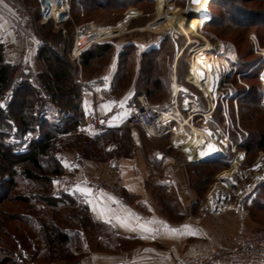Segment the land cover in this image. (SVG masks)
<instances>
[{"label":"rangeland","instance_id":"374dc122","mask_svg":"<svg viewBox=\"0 0 264 264\" xmlns=\"http://www.w3.org/2000/svg\"><path fill=\"white\" fill-rule=\"evenodd\" d=\"M125 1H129V3L120 8H109L102 11L94 10L84 15H70L71 19L63 24V28L70 34L68 23H70L72 30L75 26L90 22L98 26H107L102 28L105 31H110L111 34L109 35H112V37L104 38L99 42H109L112 46L105 62L114 56L119 58V54H121L125 47L132 45V47L124 50L127 56H124V60L121 61V71L129 79L131 75H135L139 71V60L142 53L141 48L162 43L159 54L154 56L156 60H154L155 64H153V68H150V70L148 68L150 72L147 75L154 81L161 82V85L155 89L152 99L147 100L151 104H164L167 101L170 93L171 78H175L174 80L180 86H183L187 89V92L189 91L192 94L189 98L192 101L196 100L199 108L202 110L206 109V102L202 98L201 92L212 98L216 95L211 114L215 125L207 122L200 116H194L188 124L183 126V132L186 136L193 137L195 133H198L199 136L206 140L203 137L205 135L218 143L222 148V155L215 159L222 160V162L213 164L212 166H205L202 170L200 169L201 175H204V173L205 175H209L205 181L204 202H206L207 193L214 185H218L229 193L231 191L232 193H238L244 190V187L252 185L253 189L250 194L241 202L245 210L243 226L249 230L264 229V16L258 14V18L251 25L244 28H219L217 23L220 18L229 20V17H231L230 14L234 12L233 8L241 10V7H243V9L257 12L262 11L264 13V0H212L211 2L209 0L206 11L208 13L206 23L208 24H205L201 30L195 33L187 32L186 34L175 32L165 27V25L160 27L158 25H152L150 26L151 28L147 27L157 17V9H159L157 0ZM24 2L33 11L36 19L39 20L40 15L37 10V0H24ZM187 2L188 0H168L164 12L171 8H185ZM73 13L75 14V11ZM210 18H213L212 23L208 22ZM37 23L39 33L43 37H47L46 40L50 45L61 43L57 54H52L58 57L62 46L61 30L54 27L50 22L46 24ZM240 23L246 24V22ZM116 25L118 28L114 35V28L112 27ZM250 34L256 36L260 50H253L249 40ZM0 42L2 43L1 39ZM206 43H208L209 48L202 52L201 48ZM2 45L4 55V44L2 43ZM189 50H191L190 54ZM188 56L191 58L190 62H188V59H190ZM210 56H217L220 60L217 66L219 69V80L216 91H213L205 82L198 79L193 73V65L191 66L195 57L207 59ZM64 57H66L65 54L61 58ZM175 58L177 60L174 64ZM3 60L8 63L5 59ZM68 61L74 68L76 67L69 59ZM8 64L13 68L11 79L20 65L22 67V74L20 75L22 82L27 79L33 83L31 73L25 71V59H18L14 65L11 63ZM43 66L46 70L45 61ZM39 68L40 71L38 73L45 71L40 66ZM190 68L192 76L195 79L191 76ZM146 69L144 68L143 74H145ZM88 72H91V69H88ZM38 73L33 74L37 75ZM185 76L186 81L191 86L186 84ZM8 88L4 96L0 99V102L7 101L9 95L7 93ZM14 89L12 90L11 98ZM11 98L5 104L4 108H0L1 110L5 109ZM182 99L179 95L178 102H181ZM34 109H37V106ZM181 114L186 118L187 115L185 112L182 111ZM224 136L227 137L231 145L225 140ZM166 138L169 140L163 141L160 145L164 148L171 141L169 137ZM239 144H247V150L244 151V149L236 147ZM232 145L234 149L231 151ZM173 147L175 148L172 150L173 153L179 155V157L182 156L185 160L186 158L182 149H186L188 150L187 153H191V157L194 159L193 161L198 158L195 151V153L191 152L190 146L176 147L173 145ZM19 151H21V148ZM238 153H242L243 157L237 165L238 177L236 184L223 186V182L218 179V176L221 172L232 168ZM1 164L2 162H0V167ZM62 175H64V172ZM114 178L110 177L102 182H109ZM192 179L193 181H199L200 177L196 178L194 176ZM41 183L40 181L34 186L32 185L29 191L32 194L35 193L37 186ZM57 192L60 191L53 188L50 194L52 195ZM15 195V193H8L9 198L7 199H3L0 195V255L3 258H7L8 251L13 249L10 240L12 237L10 235L13 232L11 227L20 225V216L28 212L39 218L40 211L42 210L41 204L34 200L32 201L30 210H21L23 205L16 202L17 198H15ZM236 199L237 197L234 195L230 198L231 201ZM247 203H249V206H246ZM65 210L62 209V211ZM203 210L204 207L201 211ZM198 214L193 218H196ZM12 256L16 264L25 263L26 259H30L23 251L13 250Z\"/></svg>","mask_w":264,"mask_h":264},{"label":"crops","instance_id":"0c3cea01","mask_svg":"<svg viewBox=\"0 0 264 264\" xmlns=\"http://www.w3.org/2000/svg\"><path fill=\"white\" fill-rule=\"evenodd\" d=\"M0 39L4 44L3 56L8 63L14 65L18 59H25L26 72L32 74L40 71L37 49L28 43L15 40L8 24L1 17ZM156 45L141 48V52ZM201 50L203 52L208 48ZM199 53L201 54L200 50ZM176 60L175 58L174 64ZM121 66L119 58L114 56L105 62L98 74L83 76L87 80L98 78L108 88V91L97 92L95 96L82 90L80 106L84 118L89 115L94 100L100 121L105 126L113 128L129 116L132 107L138 105L137 97L141 95L136 89L138 73L131 75L129 79L121 71ZM174 79L171 78L170 93L165 103L172 99V88L176 93L185 92L176 88L180 85ZM74 134L93 142L94 145L88 150L67 149L59 155L64 175L54 180L57 183L53 181V188L74 197L82 211L93 220L112 228L116 238L113 249L90 251L87 256L90 257L91 264H145L171 259V249H174L181 260H185L191 256L207 254L226 247L228 240L238 231L239 220L233 211L205 217L198 223L193 221V217L201 212L205 205V190L198 189L190 183L186 164L193 163L191 153L182 149L189 162L173 153L172 150L175 148L171 141L165 148L160 146L168 138L153 139L138 128L133 134L129 132L117 137V140L116 138L96 140L100 133H94L85 122L77 125ZM84 153L91 157L84 156ZM159 155L161 160L156 159ZM150 166L157 170L158 174H153ZM110 177L118 180L117 194L99 186ZM84 187L90 190L89 195H84L78 190ZM109 197L114 198L115 203L109 201ZM93 206H96L95 209ZM106 209L111 211L101 217V212ZM128 212L140 218V221L129 220L133 225L131 230L120 227L115 219L110 223L106 222L109 216L124 218ZM150 221L164 222L177 231L168 232L162 229L161 224L149 223ZM138 223L161 230L149 234L136 227ZM184 225L190 227L185 228ZM193 230L195 234H191ZM142 236L144 238H141ZM73 262H38L26 259L22 264H73Z\"/></svg>","mask_w":264,"mask_h":264},{"label":"trees","instance_id":"16d2710c","mask_svg":"<svg viewBox=\"0 0 264 264\" xmlns=\"http://www.w3.org/2000/svg\"><path fill=\"white\" fill-rule=\"evenodd\" d=\"M128 3L129 1L125 0H69L71 16L84 15L94 10L116 9ZM208 3L209 0H205L206 9ZM233 11L229 20L220 18L217 21L219 28H244L251 25L258 18V14L264 16L262 11L257 12L243 7L241 10L233 8ZM208 22L212 23L213 18ZM68 27L71 32L70 23ZM60 45V42L54 45L49 43L41 51L45 56L46 70L37 75L32 73L33 83L27 79L23 80L22 84L14 89L5 109H0V162H2L0 195L3 199H7L8 193H15L16 202L23 205L21 210H30L33 200L42 206L39 218L28 212L20 216V225L11 227L13 232L10 240L13 249L8 251L7 258L0 255V264H16L12 256L13 250L23 251L33 261L72 262L87 256L91 250H108L115 247L116 238L113 229L88 216L81 210L79 202L74 197L63 191L50 194L53 190V181L64 172L59 158L60 153L67 149L88 150L94 145L93 142H88L74 134L77 125L85 122L80 106L82 89L74 82L75 68L68 59L52 55L57 54ZM161 46L162 43L142 52L139 60L136 89L138 94L145 95L147 100L152 99L155 89L161 85L160 81H154L147 75L150 72L148 68L152 69L155 64L154 56L159 54ZM129 47L132 45L125 49ZM111 48L109 42L96 43L80 54L79 62L84 77L99 73ZM124 50L119 54L120 65L124 56H127ZM3 59V45L0 42V99L9 86L13 71L12 66ZM144 68H147L146 75L143 74ZM88 69H91V72H88ZM190 73L192 76L191 68ZM35 106L37 109H34ZM26 132L30 133L28 139L23 137ZM125 134H129V131L118 133L110 129L100 132L95 139L116 138L117 140V137ZM246 146L247 144H239L236 147L246 151ZM84 156L91 157L85 153ZM219 162L222 160L186 164L190 183L204 191L205 181L209 175L205 173L201 175L200 171L205 166ZM194 176L200 177V180L193 181ZM40 181L42 183L32 194L29 191L31 186ZM62 209L66 210L62 211Z\"/></svg>","mask_w":264,"mask_h":264},{"label":"built area","instance_id":"2783aa9c","mask_svg":"<svg viewBox=\"0 0 264 264\" xmlns=\"http://www.w3.org/2000/svg\"><path fill=\"white\" fill-rule=\"evenodd\" d=\"M37 10L40 15L39 20L36 19L33 11L26 5L24 0H2V2H0V17L8 24L12 36L17 41L28 43L37 49L38 64L41 69L45 70L43 66L45 56L42 55L41 51L49 45V42L39 33L37 22H39V24L50 22L54 27L59 28L62 34V46L58 58H61L63 54H65L76 66L74 82L83 91L93 96H95L97 92L104 93L108 91L105 83L98 78L89 80L83 78L82 67L79 62L80 54L83 51L101 42L104 38L112 37H90L83 42L82 40L84 38H88L87 35L89 34L88 32L90 31L91 25L97 27L107 26H98L92 22L84 23L75 26L69 34L67 30L63 28V24L71 19L69 0H37ZM249 40L254 51L260 50L258 40L254 34L249 35ZM190 52L191 50H189V54ZM190 61L191 58L188 59V62ZM21 74L22 67L19 65L7 90V93H9L8 99L6 102H2L4 106L11 98L12 90L22 84V79L20 78ZM185 82L190 85L186 81V76ZM179 95L183 98L181 102H178ZM189 96H192L189 91H186V93H176L172 89V99L169 103L151 104L147 101L145 95L141 94L137 97L138 105L131 108L129 116L122 123L113 128L105 126L100 121L95 101L93 100L91 111L89 115L85 117V124L90 127L94 133L114 129L118 133L128 130L133 134V132L139 128L143 130L148 137L153 139L169 137L171 139V144L175 145V136L183 131L184 117L181 114L182 111L187 115L185 118L187 122L194 116H200L202 119L215 125L211 118V114L216 95L212 98L201 92V96L206 102L205 110L200 109L196 100L192 101ZM4 106L0 108L2 109ZM217 132H219V130H217ZM23 137L24 139L30 138V133L26 132ZM224 138L228 141L226 136H224ZM228 143L231 145L229 141ZM233 149L234 146L232 145L231 151ZM184 156L186 158L185 153ZM156 159L161 160V156H156ZM186 160L190 162L189 159L186 158ZM150 168L153 174H158L157 170L151 166ZM167 181L168 180H165V182ZM99 186L101 188H108L115 194L118 193V180L116 178L111 179L109 182H102ZM243 189L244 190L238 193H232V191L229 193L224 189L225 196L217 198L212 203L209 201L208 197L210 190L206 196L204 210L201 211L196 218H193V221L198 223L206 216H216L226 211H235L239 219V229L228 240L226 247L215 249L207 254L191 256L185 260H181L174 249H171V259H163L161 261L148 262L145 264H264V229L249 230L243 226L245 210L241 202L250 194L253 186H247ZM232 195L236 196L237 199L231 201L230 198ZM246 206H249V203H247ZM73 264H91V260L89 256H84L75 260Z\"/></svg>","mask_w":264,"mask_h":264},{"label":"bare ground","instance_id":"6f19581e","mask_svg":"<svg viewBox=\"0 0 264 264\" xmlns=\"http://www.w3.org/2000/svg\"><path fill=\"white\" fill-rule=\"evenodd\" d=\"M158 1V13L156 19L150 23L147 27L152 25H158V27L165 25L169 29L175 32H190L195 33L203 28L207 19L208 13H206L207 9L205 7L204 0H199L198 3H194L193 0H188L187 6L185 8H171L170 10H166V5L168 0H157ZM114 35L118 26L112 27ZM151 28V27H150ZM155 29V28H152ZM87 35L88 38H84L82 41H86L90 37H100V36H112L110 31H105L102 27H97L91 25L90 31ZM209 48L208 43L204 45L201 49ZM200 55V54H198ZM219 58L217 56H210L207 59H199L195 57L192 65H193V73L194 75L205 82L209 87L212 88L213 91L217 90L218 80H219V72H218V62ZM264 83V77H263ZM176 88L180 90H184L186 93V88L178 85ZM173 89V88H172ZM186 89V90H185ZM174 91V90H173ZM188 104V103H187ZM190 108V107H189ZM183 125L188 124V122L183 118ZM206 140H204L198 133H195L193 137L186 136L182 131L178 133L174 138V144L179 146H190V149L196 152V156L199 160L209 159L212 157H218L222 155V148L218 143L208 138V136H203ZM208 141V142H206ZM211 144L215 151H209L208 145ZM188 152V150H187ZM194 152V153H195ZM203 153V154H202ZM216 157V158H217ZM243 157L242 153H238L236 155L235 162L230 170L223 171L219 174L218 179L223 182V186L235 185L238 177V168L237 165L241 162ZM194 160V159H193ZM197 161V160H195ZM260 177V176H259ZM223 188H220L218 185H214L209 193V201L214 202L217 198L224 197Z\"/></svg>","mask_w":264,"mask_h":264},{"label":"snow or ice","instance_id":"6c2138e0","mask_svg":"<svg viewBox=\"0 0 264 264\" xmlns=\"http://www.w3.org/2000/svg\"><path fill=\"white\" fill-rule=\"evenodd\" d=\"M0 2H2V0H0ZM193 2L194 3H198L199 0H193ZM3 106H4L3 103L0 102V107H3ZM208 149H209V151H215V149L213 148V146L211 144L208 145ZM54 183H57V182L54 181ZM78 190L81 191L82 194H84V195H89L90 194V190L88 188H86V187L79 188ZM108 199H109V201L115 203L114 198L109 197ZM95 207L96 206H93L94 209H95ZM110 211H111L110 209H106V210L102 211L101 212V217H103V215H105L106 212H110ZM112 219H115L117 221V223L120 225V227H123V228H126V229H130V230L133 227V225L131 223H129V220L130 219H134L135 221H140L139 216H136L135 214H133L131 212H128L124 218H121L119 216H109V219L106 222H109L110 223L112 221ZM149 223H159V224H161L162 229L167 230L168 232H171V233H175L177 231V229L170 228L164 222L150 221ZM136 227L140 228L143 232H146V233H149V234H152V233H154L156 231H160L161 230V229H153V228L145 227L143 223H138L136 225ZM183 227L188 228L190 226L184 225ZM191 234H195V230H193L191 232ZM141 238H144V237L142 236ZM153 238H155V236H153Z\"/></svg>","mask_w":264,"mask_h":264},{"label":"water","instance_id":"95a60500","mask_svg":"<svg viewBox=\"0 0 264 264\" xmlns=\"http://www.w3.org/2000/svg\"><path fill=\"white\" fill-rule=\"evenodd\" d=\"M217 157V156H216ZM216 157H212L209 159H204V160H197V161H192L193 163H206V162H211L216 159Z\"/></svg>","mask_w":264,"mask_h":264}]
</instances>
